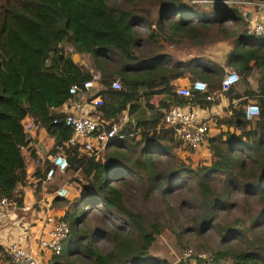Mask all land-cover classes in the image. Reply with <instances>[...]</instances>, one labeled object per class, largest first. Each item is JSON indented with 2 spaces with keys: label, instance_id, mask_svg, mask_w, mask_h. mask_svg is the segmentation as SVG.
I'll use <instances>...</instances> for the list:
<instances>
[{
  "label": "trees",
  "instance_id": "trees-1",
  "mask_svg": "<svg viewBox=\"0 0 264 264\" xmlns=\"http://www.w3.org/2000/svg\"><path fill=\"white\" fill-rule=\"evenodd\" d=\"M185 1L0 0V201L8 206L21 205L15 189L24 180L29 143L22 119L31 118L55 143L66 140L71 129L58 110L75 97L68 88L75 85L81 93V83L93 73L105 131L121 112L127 117L135 112L142 96L146 107L159 94L169 100L166 107L207 108L218 92L227 99L224 115L214 116V126L226 129L207 137L206 165L178 158L174 150L183 147L171 130L156 129L161 114L125 123L97 157L79 144L65 147L61 173L77 172L72 179L81 190L60 198L68 233L47 264H170L149 255L163 230L178 243L187 238L192 249L208 251L206 264H264V35L248 33L241 7ZM211 27L219 35L214 44L226 45L220 63L200 55L178 59L166 50V45L205 46ZM63 43L89 56L93 71L74 63ZM223 67L238 75L225 91ZM185 71L191 74L187 85L201 80L206 91L193 90L188 98L175 94L180 84L171 82ZM113 80L118 89L110 87ZM211 93L214 99L207 100ZM248 103L258 113L246 120ZM43 162L46 169L50 162Z\"/></svg>",
  "mask_w": 264,
  "mask_h": 264
},
{
  "label": "built area",
  "instance_id": "built-area-1",
  "mask_svg": "<svg viewBox=\"0 0 264 264\" xmlns=\"http://www.w3.org/2000/svg\"><path fill=\"white\" fill-rule=\"evenodd\" d=\"M187 4H202L205 6H230L245 8L251 7L255 11L264 9V0H186ZM248 33L254 35H264V19L257 20L248 26ZM97 73H93L91 77L81 83V93L77 94L78 88L72 85L68 88V92L73 96L84 95L86 92H91L89 103L92 106H99L101 99L95 96L99 90L97 83ZM238 75L232 70H226L220 78L221 91L227 90L232 84L237 82ZM113 89L119 88L117 80L110 83ZM193 90L200 92L206 91V84L201 80H193L191 84L181 85L175 88V94L182 97H190ZM213 94H207V100H213ZM93 96V97H92ZM74 103V101L72 102ZM77 104L74 103L75 108ZM258 113V106L255 103H248L244 106V118L246 120L254 118ZM99 114L93 116L65 113L63 123L71 129V134L61 143L54 145V153L47 154L44 160L50 162V165L45 169L42 179L43 183H49L52 178L61 173L67 166V161L64 156V149L67 146H74L79 144L82 152H92L93 156L97 155L104 149L106 144L115 138V131L120 128L125 122V116L117 124H113L108 131L103 130L100 123ZM215 123L214 116L200 115L196 109L190 105H171L165 108L161 113V120L156 129L165 128L170 129L172 138L178 140L184 150L189 152L195 151L206 141L209 128ZM24 140L30 142L38 126L31 118L24 117L21 122ZM43 162L42 159L35 162ZM54 193L58 197H65L67 195V187L65 185L57 188ZM7 201L1 199L0 206H6ZM42 232L37 238L35 250H30L26 246L11 241L5 246V252L8 256L9 264H47L42 257V252L47 251L50 255L58 254L61 249L63 240L68 233L66 223L61 219V216L54 214L49 206L46 204L42 216ZM25 231L24 228H21ZM21 231V232H22ZM183 257L190 260L205 259L203 253L192 252L186 249L183 252Z\"/></svg>",
  "mask_w": 264,
  "mask_h": 264
},
{
  "label": "crops",
  "instance_id": "crops-1",
  "mask_svg": "<svg viewBox=\"0 0 264 264\" xmlns=\"http://www.w3.org/2000/svg\"><path fill=\"white\" fill-rule=\"evenodd\" d=\"M242 10L244 12L245 20L247 21L248 26L257 20L264 19V9L255 11L251 7H245L242 8ZM64 50L70 55L71 60L78 66L89 72L93 71L90 67L89 56L75 53L72 51L71 47ZM224 53L225 51L223 52L221 59H223ZM193 56H195V54ZM179 58L186 59L188 57L179 56ZM226 70H231V68L223 67V71L225 72ZM195 74L202 75L200 70L196 71ZM190 77L191 74L185 71L179 80L177 79L176 81L171 82V84L179 81V86L186 85ZM250 86L252 88L255 87V81L253 79L250 80ZM154 96L157 97V102L154 101ZM215 96V102L207 108L201 107L198 104L189 105L194 107L196 112L200 115H212L215 117L222 116L226 111L227 99L222 92H218V94L216 93ZM90 97V91L86 92L84 95L75 96L63 103L58 111L62 112L63 114L74 113L93 116L99 112V110L97 107L92 106L91 103H89ZM145 99L146 98L142 96L136 101L138 109L131 115L127 117L125 112H121L116 119L120 121L122 118L121 116L125 115V123L130 122L132 124L135 120L140 119L144 122L149 120L151 121L155 117L159 118L162 111L167 108L164 104L169 102V100L164 99L163 94L153 95L149 100L150 106L146 107ZM159 100L162 101V106L157 108L155 105ZM73 101L75 104H77L75 108L73 107ZM156 114L159 115L156 116ZM225 129L226 128L224 125H220L219 127L213 125L211 128H209L207 137H212L218 130L224 131ZM231 130L232 129H230V131ZM235 132L238 133L236 130ZM55 144V138L47 134L43 127H36L33 138L28 143L27 149L24 151V180L22 183L17 185L15 189V194L20 199L21 205L16 206L11 202L9 206H0V246L4 251V254H0V264H9V261L7 260L8 256L5 254L6 252L4 249L5 246L11 241H16L17 243L26 246L30 250L36 249L37 238L42 232L41 222L46 204H49L54 214L62 216L64 204L59 203L60 198L62 197H55L56 195L54 194V191L57 188L63 185L67 187V195L63 197L67 199L76 196V194H78L81 190L80 184L72 179L77 177L78 173L71 170H67L63 173L55 175L49 183L42 182L45 172V165L44 162H35V158H40L44 161V157L47 154L52 153ZM174 152L179 159L189 160L192 166L201 164L206 165L209 162L210 153L207 148V141H205V143H203L195 151L189 152L183 148H175ZM33 156L35 157L33 158ZM54 198H57V200H54ZM21 228H24L25 231H22ZM50 256L51 255L47 251L42 252V257H44L46 262Z\"/></svg>",
  "mask_w": 264,
  "mask_h": 264
},
{
  "label": "rangeland",
  "instance_id": "rangeland-1",
  "mask_svg": "<svg viewBox=\"0 0 264 264\" xmlns=\"http://www.w3.org/2000/svg\"><path fill=\"white\" fill-rule=\"evenodd\" d=\"M200 10H202L204 13L212 12L211 8L206 9L201 7ZM226 25L230 26L231 23H226ZM211 29L213 28L211 27ZM257 38L262 39L263 37L262 35H260L257 36ZM218 39H219V35L213 29L212 31L208 32L205 37L206 41L203 42L205 43V46L201 44L199 47H184L182 49H178L177 47L166 45V50L169 53H172L176 58H179V56L191 57V55L195 54L202 56L206 60L220 63L222 54L224 51H226V45L224 44L223 41L219 42L218 44H214L215 41ZM62 46L64 49L70 48V46L67 43H63ZM223 73L224 71H222V73H219L220 77L223 75ZM121 117L123 118V116ZM186 249H190L192 252L203 253L205 259L202 258V259L190 260L188 258H184L183 252ZM149 255L164 259L170 264H206L207 260L209 259L208 251L202 248L195 250L192 249L191 241H189L187 238L180 240V243H178L168 230H163L155 237V240L152 242V244L149 247Z\"/></svg>",
  "mask_w": 264,
  "mask_h": 264
}]
</instances>
